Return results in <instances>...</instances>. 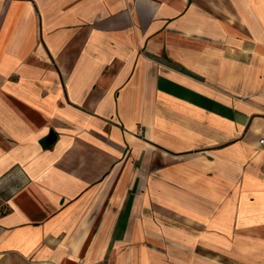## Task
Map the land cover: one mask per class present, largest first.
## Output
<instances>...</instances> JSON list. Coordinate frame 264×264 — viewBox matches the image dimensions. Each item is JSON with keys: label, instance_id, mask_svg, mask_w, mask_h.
<instances>
[{"label": "crops", "instance_id": "obj_1", "mask_svg": "<svg viewBox=\"0 0 264 264\" xmlns=\"http://www.w3.org/2000/svg\"><path fill=\"white\" fill-rule=\"evenodd\" d=\"M264 0H0V264H264Z\"/></svg>", "mask_w": 264, "mask_h": 264}, {"label": "built area", "instance_id": "obj_2", "mask_svg": "<svg viewBox=\"0 0 264 264\" xmlns=\"http://www.w3.org/2000/svg\"><path fill=\"white\" fill-rule=\"evenodd\" d=\"M259 144L264 147V137L259 140Z\"/></svg>", "mask_w": 264, "mask_h": 264}]
</instances>
